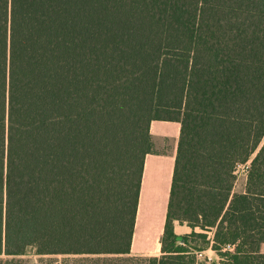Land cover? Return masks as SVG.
<instances>
[{
	"label": "trees",
	"instance_id": "16d2710c",
	"mask_svg": "<svg viewBox=\"0 0 264 264\" xmlns=\"http://www.w3.org/2000/svg\"><path fill=\"white\" fill-rule=\"evenodd\" d=\"M153 120L179 123L161 254L130 256ZM209 246L264 264V0H0V264Z\"/></svg>",
	"mask_w": 264,
	"mask_h": 264
},
{
	"label": "rangeland",
	"instance_id": "374dc122",
	"mask_svg": "<svg viewBox=\"0 0 264 264\" xmlns=\"http://www.w3.org/2000/svg\"><path fill=\"white\" fill-rule=\"evenodd\" d=\"M176 128L175 122H166L156 126L150 134L151 150L148 155L147 169L146 171L144 169L142 176L134 228L137 241L153 242L163 225L170 184L168 170L171 157L176 153ZM245 178L246 166L240 165L236 169L234 183L236 191L243 189ZM21 259L26 264H101L97 258H83L81 255L38 256L28 253Z\"/></svg>",
	"mask_w": 264,
	"mask_h": 264
},
{
	"label": "crops",
	"instance_id": "0c3cea01",
	"mask_svg": "<svg viewBox=\"0 0 264 264\" xmlns=\"http://www.w3.org/2000/svg\"><path fill=\"white\" fill-rule=\"evenodd\" d=\"M166 122H171V121L153 120L150 123V131H149L150 134L156 128V126H160L161 124H166ZM172 122H174V121H172ZM175 123L177 126V128H176L177 139H176V145H175V151H176L178 134H179V123L178 122H175ZM158 124H160V125H158ZM148 155H149V153L145 156V159H144L142 176L144 174V169H145V171L147 169V165H148L147 161L149 160ZM171 159H172L171 165H170V168L168 170V177L170 178L169 179L170 183H171V177H172L175 155L172 156ZM142 176H141V181L143 180ZM140 188H141V185H140ZM168 188L170 189V184H169ZM168 194H169V191H168ZM139 195H140V191H139ZM167 201H168V199H167ZM138 202H139V197H138ZM166 207H167V205H166ZM137 208H138V205H137ZM136 215H137V213H136ZM164 220H165V215H164ZM135 221H136V218H135ZM163 224H164V221H163ZM134 228H135V223H134ZM134 228H133V235H132V240H131L130 252L128 253V255H130V256H159L161 254L160 237L162 235L163 225L160 228L159 234L157 236H155V239L151 243H146L143 241H137L136 235L134 232ZM190 231H191V228L189 226H187L186 224H180L178 222H174V232L176 234L184 235V234L189 233ZM200 252H201V255H196L197 264H220L222 261V258L213 249H211L210 246L206 247L205 249L201 250Z\"/></svg>",
	"mask_w": 264,
	"mask_h": 264
},
{
	"label": "water",
	"instance_id": "95a60500",
	"mask_svg": "<svg viewBox=\"0 0 264 264\" xmlns=\"http://www.w3.org/2000/svg\"><path fill=\"white\" fill-rule=\"evenodd\" d=\"M176 239H177L179 242H182V241H183V236L180 235V234H177V235H176Z\"/></svg>",
	"mask_w": 264,
	"mask_h": 264
},
{
	"label": "built area",
	"instance_id": "2783aa9c",
	"mask_svg": "<svg viewBox=\"0 0 264 264\" xmlns=\"http://www.w3.org/2000/svg\"><path fill=\"white\" fill-rule=\"evenodd\" d=\"M196 255H201V252L200 251H196Z\"/></svg>",
	"mask_w": 264,
	"mask_h": 264
}]
</instances>
